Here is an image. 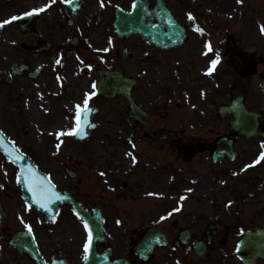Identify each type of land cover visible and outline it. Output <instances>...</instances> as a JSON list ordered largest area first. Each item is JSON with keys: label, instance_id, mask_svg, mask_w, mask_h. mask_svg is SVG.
<instances>
[{"label": "rangeland", "instance_id": "374dc122", "mask_svg": "<svg viewBox=\"0 0 264 264\" xmlns=\"http://www.w3.org/2000/svg\"><path fill=\"white\" fill-rule=\"evenodd\" d=\"M68 1L56 0L55 4L40 12L35 32L21 35L15 20L2 28L0 128L16 147L28 152L38 168L58 187L77 195L89 208L101 206L109 232L123 235L119 239L140 234L153 225L166 228L171 236L176 237L174 244L177 245L158 250L152 261L144 264H187L191 261V264H241L235 255L241 230L235 229L233 223L244 220L243 223L246 221L249 227H264V160L261 166L246 172L243 164L246 157L255 158L264 141L238 143L241 156L227 167L213 168L201 164L195 167L199 168L197 171H193L187 165L180 164L182 160L177 161L176 157L170 155L176 146L171 139L174 137L171 136V129L176 130L183 118L190 121L186 130L179 133L184 137L198 131L211 136L224 131L223 125L215 119L202 126L203 105L210 96L215 99L210 107L216 108L240 94L246 96L247 106L263 112L264 125L262 92L258 89L218 91L211 84L210 89L203 88L202 83H195L191 73L178 69L175 53H155L139 37L119 39L113 27L115 11L118 7L130 10L135 0H103V6L101 0H80L85 6L78 16L71 14L66 6ZM150 1L155 3V0ZM166 2L173 12L177 10L176 0ZM47 3L50 0L2 1L0 21L18 17ZM92 12L96 18L92 17ZM68 19H73L74 24L69 25ZM39 36L52 42L48 52L34 54L22 47V41L30 44L29 40L35 39L34 42H37ZM78 36L81 42L75 47L71 44V38ZM87 47H91V50L87 51ZM123 47L131 50L129 58L121 56ZM15 62L28 63L33 69L43 66L42 75L36 80L26 76L17 77L11 71V65ZM96 67L117 68L126 76L136 77L134 95L152 115L151 124L146 130L156 128V131L165 132L162 139L158 135L155 142H150L143 135L145 129L135 128L134 121L128 116L125 99L104 100L96 94ZM223 79L232 82L234 76L225 75ZM185 82L187 86H184ZM194 97L196 99L192 100ZM85 99H88V105L100 108L96 116L98 128L88 141L79 143L67 133L77 126V105H80V109L84 108ZM180 99L185 105L182 108L184 111L176 112L175 104ZM39 100L44 106L48 103L47 108L40 107ZM165 112L168 116L163 118ZM58 120L62 122L63 136L58 135L61 131L55 133L51 130ZM163 123L166 126L164 129L160 128ZM25 128L28 129L27 134L24 133ZM57 144H60L58 150ZM133 145L136 148L134 151ZM120 148L136 154L138 162L135 157L136 161L127 165L119 154ZM100 149L103 152L99 153ZM248 152L253 154L246 156ZM131 156L127 155L128 158ZM151 163L153 166L148 165ZM70 169L76 172V177L69 176ZM17 171L18 167L0 154V197L10 215L6 225L8 229H15L34 222L42 246L52 245L54 242L50 237H57L61 232L59 226L67 227L64 224L72 215L64 210L63 222L52 227V233L42 226L47 224L40 225L34 221L36 213L27 209L19 196ZM101 172L106 175L101 176ZM177 208L179 211L168 216ZM164 216L166 219L162 220ZM216 219L222 222L223 233L209 243L208 256L196 259L189 254L188 247L177 243L179 229L188 227L196 238H203L207 225ZM70 228L74 231L79 226ZM225 232L229 233L228 239L223 237ZM8 250H4V259L5 253L12 254ZM2 255L0 243V257Z\"/></svg>", "mask_w": 264, "mask_h": 264}, {"label": "flooded vegetation", "instance_id": "af4514ba", "mask_svg": "<svg viewBox=\"0 0 264 264\" xmlns=\"http://www.w3.org/2000/svg\"><path fill=\"white\" fill-rule=\"evenodd\" d=\"M189 13L192 14L194 19H189ZM175 17L186 28L187 35L184 44L173 51H175L179 62L177 63L183 70L193 74L197 85L202 83L203 88H209L211 84L222 90H231L232 88L244 91L247 89L256 90L260 87V81L264 73V31H261V26L264 25V0H243L242 3L239 0H177ZM197 29H203V31ZM208 44L212 45L211 51L207 47ZM157 52L166 53L164 51ZM217 56L219 62L212 74L209 75L206 66L211 68V61L216 59ZM225 75L234 76L232 82L225 81L223 79ZM206 119L207 122L210 120V113L202 117V122L204 123ZM218 119L223 123L224 131L221 133L212 136H208L204 132H198L187 137H182L179 133L174 135L177 146L175 149L176 154L181 159L186 158L190 167L196 169L195 167L201 166V164H208L212 167H226L231 163L227 156L221 164L212 162V154L217 140L224 135L232 136L228 131L229 119ZM135 123L137 130L147 127V125ZM157 134L161 136L163 133L158 132ZM240 141L241 139L234 141L236 148ZM250 141L254 142L255 140ZM237 154L239 157L241 156L238 150ZM252 154L248 152L246 156ZM198 157L200 158L199 161H197ZM248 157L244 161V166L253 162L252 157ZM58 220L57 225H60L63 221ZM84 223L85 221L77 216L68 218L64 225L72 228L74 225H78L77 230L73 228L74 231H72L68 226L64 228L59 226L61 232L58 236L50 237V240L54 242L52 245L43 247L42 243L37 241L44 262L42 260L38 262V260H34L26 254H19L16 255L15 259L0 261V264H85L88 260L84 258L85 255L89 258L94 254L97 257L104 250L111 251L112 259L119 257L117 235H113L111 232L110 234L107 229L105 233L106 243L103 244L101 241L93 240V244L91 243L86 252L84 245L87 243L88 229L84 227ZM241 226L245 230L259 228L254 225L249 227L246 221L242 222ZM164 232L168 235L171 246L175 236H171L168 231ZM3 236L6 242V234H3ZM228 236L227 232V237H223L228 239ZM198 239L192 233V244ZM130 240L128 253L123 257H131L132 261L135 262L132 256L134 244L137 241H133L132 238ZM191 263L192 261L187 264ZM94 264H97V260ZM259 264L264 263L260 261Z\"/></svg>", "mask_w": 264, "mask_h": 264}, {"label": "water", "instance_id": "95a60500", "mask_svg": "<svg viewBox=\"0 0 264 264\" xmlns=\"http://www.w3.org/2000/svg\"><path fill=\"white\" fill-rule=\"evenodd\" d=\"M154 20H158L159 23L155 24ZM115 27L117 33L121 37L140 34L158 48H172L176 45L178 40V24L174 20L170 11L167 10L162 0H158V4L154 10H149V4L147 1H137L133 11L130 13L119 10L117 12ZM165 29H168V31L166 32ZM14 69L16 73L20 74L21 70H17L15 66ZM133 84L134 80L124 78L118 71H100L99 93L105 98H113L120 95L127 97L130 102V115L135 118H140L143 122H145L146 118L144 112L138 108L131 97ZM89 109H91V111H89L86 116L82 111V127L77 129L75 133L76 139L81 142L88 139L93 129L97 126L94 122V116L97 114L98 108L89 107ZM221 113H229L233 116L231 128L235 130L239 136L243 135L251 137L257 133L260 114L248 111L244 106L242 97L234 100L231 106L222 108ZM0 143L3 145L0 149H2L11 160L18 162L20 165V185L23 191V196L28 200L29 205L35 206L38 210L44 212L46 216L49 217V213L54 212L52 207L55 209L59 207L60 204L64 202L65 196H60V194L55 190V187L50 183L49 179L42 173L38 172L36 167L32 165L29 160H26L25 162V156L20 154V152L14 148V146L1 132ZM223 143L224 142L221 141L217 148L219 149L220 146H223ZM222 152L231 154L230 145L228 147L225 145ZM214 158L215 160L217 159L216 155ZM30 177L32 178V182H39V178H42L47 181L48 185L52 186L51 191L55 192L56 196L51 198V202L48 204V207H41L40 203H37V198L31 190V183L29 180ZM66 201H69V198H66L65 202ZM77 209L79 212H83L82 209ZM85 218L87 217L85 216ZM97 228H101L100 224H94V230ZM161 236L163 235L157 230L150 231L145 240L139 245L136 250V254L143 259H147L148 254L151 253L156 244H166V241L161 239ZM13 242L16 241L14 240ZM196 249L199 254H202L204 245L199 243ZM237 254L245 264H255L258 258L264 259V230L257 232L248 231L241 241ZM114 264L127 263L124 260H120Z\"/></svg>", "mask_w": 264, "mask_h": 264}, {"label": "snow or ice", "instance_id": "6c2138e0", "mask_svg": "<svg viewBox=\"0 0 264 264\" xmlns=\"http://www.w3.org/2000/svg\"><path fill=\"white\" fill-rule=\"evenodd\" d=\"M69 2H71V0H69ZM239 2H243V0H239ZM56 3V0H50V3H47L45 4L43 7H39V8H33L31 12H26L24 15H32L34 13H39V12H44L47 8L51 7L52 4H55ZM101 6H103V0H101ZM19 19V17L17 16H13L11 17V19H5L3 21H0V29H2L5 25L11 23L12 21L14 20H17ZM189 19H194V17L192 16L191 13H189ZM198 31H203V29H197ZM261 31H264V25L261 26ZM209 51L212 50V45L211 44H208L207 45ZM107 50V49H105ZM219 62V57L217 56L216 59H213L211 61V65L212 67L208 69V74L211 75L213 70L216 68V65L218 64ZM57 64L60 63L59 60L56 61ZM93 88H95V85H93ZM84 108H83V112H84V115L86 116L87 113L89 111H91V109L88 108V99H85L84 100ZM76 121H77V126H76V129H72L70 130L67 134L68 135H73L76 133L77 129L81 128L82 125H81V109H80V105L78 104L77 105V114H76ZM58 135L60 136H63L65 135V133L63 131L59 132ZM2 143H0V147H2ZM133 147H135V145H133ZM262 147H264V145H262ZM56 148L57 150L60 148V144H57L56 145ZM128 155H132L131 153H128ZM133 160H135V157L133 156ZM260 160H264V152H261L260 153V157L258 160L254 161L253 163H259ZM246 167H252V165H247ZM101 176H104L106 175V173L104 172H101L100 173ZM30 180V183H31V190L33 191V194L34 196L37 198V203H40L41 207H48V204L51 202V198L53 196H56V193L55 192H52L51 191V185H48L47 181L42 179V178H39V182H32V178L30 177L29 178ZM189 191H191V189H189ZM151 195V193H150ZM58 198V197H57ZM231 203V202H229ZM29 208H31V205H29ZM176 211H179V209H173L172 212H169L168 213V216H171L173 214V212H176ZM161 219H166V217H161ZM119 222V221H118ZM84 227L86 229H88V238H87V243L84 245L85 247V251L87 252L89 246L91 245L92 243V239H93V235H92V230L91 228L89 227L88 225V222L85 221L84 223ZM28 231L31 233L32 232V228L31 226L29 225L28 226ZM85 259H88L87 255H85L84 257Z\"/></svg>", "mask_w": 264, "mask_h": 264}, {"label": "bare ground", "instance_id": "6f19581e", "mask_svg": "<svg viewBox=\"0 0 264 264\" xmlns=\"http://www.w3.org/2000/svg\"><path fill=\"white\" fill-rule=\"evenodd\" d=\"M94 9L96 10L97 9V5H95ZM92 17L93 18H96V14L94 12H92ZM55 86H58L57 83H55ZM40 107H43L44 105L40 102V100L38 101ZM46 106H44L43 108H47L48 106V103H45ZM38 109H41V108H38ZM43 110V109H42ZM44 111V110H43ZM66 126V125H64ZM52 131H54L55 133H58L59 131L62 130V122L60 120H58L52 127L51 129ZM109 147V146H108ZM110 150H112V148L109 147ZM103 152V150L100 149L99 153ZM119 154H121V156L124 158V161L126 162L127 165H129L133 159H129L127 157V154H128V151H126L125 149H119ZM120 156V157H121Z\"/></svg>", "mask_w": 264, "mask_h": 264}]
</instances>
